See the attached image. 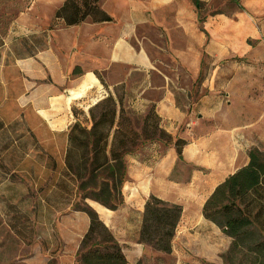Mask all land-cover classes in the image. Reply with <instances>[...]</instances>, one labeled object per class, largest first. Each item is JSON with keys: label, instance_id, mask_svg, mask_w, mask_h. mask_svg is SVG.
Wrapping results in <instances>:
<instances>
[{"label": "crops", "instance_id": "obj_1", "mask_svg": "<svg viewBox=\"0 0 264 264\" xmlns=\"http://www.w3.org/2000/svg\"><path fill=\"white\" fill-rule=\"evenodd\" d=\"M39 1L33 5L40 4ZM41 1L40 5L52 11L48 25L30 31L23 41L26 45L20 48L21 52H25L24 47L28 49L27 54L16 58L33 59L34 74H42V79L48 76L53 85L40 87L35 95L41 96V101L32 99L21 109L30 110L34 118L46 125L50 135L54 131L40 112L49 111V99L58 97V90L85 89L89 96L97 97L88 105L87 100L71 103L66 116L71 120L74 116L73 123L81 118L80 113L88 118L87 110L96 101L108 93L113 96L118 93L123 96V107L129 114L136 113L141 120L153 109L159 128L172 141L185 142L181 158L172 144L164 145L158 140L144 143L126 155L122 201L116 210L71 194L67 209L54 211L62 214L60 217L67 221L64 223H70L74 230H69L73 238L61 241L54 264H78L76 253L88 230L89 218L84 212L71 209L77 200L97 215L120 245L127 264L138 261L146 264L148 260L156 264L157 259L164 258L172 264H223L221 257L228 250L230 239L203 218L202 208L216 186L248 163L247 153L252 144L243 140L240 126L228 120L233 107L227 103L224 106L210 92L211 65L240 53L243 40L240 18L202 17L201 8L202 11L210 8L212 0H99L98 7L110 21L94 23L86 19L67 27L53 19L65 0ZM232 2L239 4L237 0ZM262 2L240 1L249 8H258ZM4 47L0 33V72ZM5 57L14 58L11 49ZM222 75L220 71L218 76ZM201 77L206 80L197 84ZM76 94L71 93L65 102ZM12 135L20 137V132L13 130ZM14 144L12 141L3 148L1 157L11 151L17 161L18 154L21 156L23 152ZM150 197L181 209L169 254L156 252L139 241L144 205ZM43 200L45 206L50 204L49 200ZM47 261L39 252L17 264H47Z\"/></svg>", "mask_w": 264, "mask_h": 264}, {"label": "rangeland", "instance_id": "obj_2", "mask_svg": "<svg viewBox=\"0 0 264 264\" xmlns=\"http://www.w3.org/2000/svg\"><path fill=\"white\" fill-rule=\"evenodd\" d=\"M34 1L39 0H0V33L5 41L0 72V161L4 160L3 164H0V264H17L31 253L39 252L48 260L47 264H54L53 259L60 253L61 241L72 237L69 233L70 223L65 224L66 219L60 217L62 214L54 212L65 211L72 199L66 196L60 198L40 189L45 181L43 170L47 154L51 153L59 159L62 152L65 133L57 130L68 131L69 126L73 124L74 116L72 120L66 116L69 114L71 103L87 100L88 105L97 99L95 94L89 96L85 93V89L58 90V97L49 99V111L40 112L49 120L47 125L54 131L50 135L46 125L34 118L30 110L21 109L32 99L41 101V96L35 95L40 87L53 85L48 76L42 79V74H34L33 59L16 58V55L27 54L28 49L24 47L25 52H21L20 48L26 45L23 41L30 35V31L47 27L51 18L52 11L40 5L41 0L40 4L36 2L33 5ZM237 1L239 4L232 0H212L210 8L204 11L201 8L200 11L205 18L214 19L220 15L240 18L243 29L240 53L221 58L211 65L213 88L210 92L218 96L224 106L227 103L233 107L231 114H228L231 119L228 117V120L235 121L234 124L240 126L243 140L252 144L251 149H257L264 155V0L258 8H249L242 5L241 0ZM249 1L253 4L255 2ZM36 37L40 39L39 35ZM10 49L14 58L5 57ZM220 71L223 72L221 77L218 76ZM202 80L206 79L201 77L197 84ZM73 92L77 93L76 96L66 103V99ZM203 93L208 91L203 90ZM131 118L135 122V129L138 130L141 117L131 113ZM13 130L19 131L20 137H12ZM12 141L15 142L14 145L18 144V150L23 152L21 156L18 154L17 161L11 151L5 158L1 157V150L5 146L9 147ZM20 158L24 160L19 161ZM46 196L50 199L47 206L42 203ZM72 206L85 205L81 200H77ZM16 211L29 215L28 231L31 234L23 243L13 234L8 223L13 219L11 213ZM244 253L245 251H242L224 264H250L253 258ZM77 255L78 252L76 257ZM146 264L154 262L148 260ZM156 264H172V261L167 258L157 259Z\"/></svg>", "mask_w": 264, "mask_h": 264}, {"label": "trees", "instance_id": "obj_3", "mask_svg": "<svg viewBox=\"0 0 264 264\" xmlns=\"http://www.w3.org/2000/svg\"><path fill=\"white\" fill-rule=\"evenodd\" d=\"M99 0H65L54 12L53 19L67 26H76L86 19L94 23L110 21L98 7ZM74 74H77L75 71ZM75 115L74 109H71ZM69 126L59 159L47 154L45 181L40 189L57 197L75 194L109 210H116L122 201L125 181L124 157L144 143L155 140L172 144L179 158L185 142L167 135L159 128V119L150 109L141 119L138 130L123 107V96L105 95L87 110L85 118ZM83 116V117H82ZM86 125H89L87 127ZM248 163L216 186L205 201L202 216L230 239L222 255L223 264L245 251L250 264H264V155L257 149L247 153ZM45 200H50L48 196ZM89 218V227L80 241L78 264H127L120 245L114 240L97 215L88 207L72 206ZM181 209L150 197L144 205L139 241L152 250L170 253V242ZM9 214V212L7 213ZM9 227L21 241H27L28 218L12 212Z\"/></svg>", "mask_w": 264, "mask_h": 264}]
</instances>
